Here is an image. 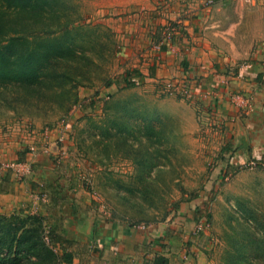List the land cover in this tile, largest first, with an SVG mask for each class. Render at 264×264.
<instances>
[{
	"label": "rangeland",
	"instance_id": "obj_1",
	"mask_svg": "<svg viewBox=\"0 0 264 264\" xmlns=\"http://www.w3.org/2000/svg\"><path fill=\"white\" fill-rule=\"evenodd\" d=\"M145 3L59 0L47 16L28 19L25 34L47 36L45 29L59 28L58 36L72 50L42 68L31 86L0 82V161L18 160L2 155L13 147L15 154L28 148V162L35 160L36 148H50L58 177L81 207L88 203L107 220L167 225L190 208V238L199 236L197 244L212 264H264V162L235 159L233 119L208 104L181 73L140 81L134 73L133 80L123 77L136 68L124 64L127 44L122 38L126 27L139 23ZM206 4L213 6L212 13L219 7L213 0ZM236 4L227 5V21L222 19L223 28L233 27L221 31L231 39L217 33L222 40L216 47L228 62L250 64L259 49L250 40L249 24L255 18L248 0ZM155 5L162 11L158 37V32L171 31L176 20L167 15L173 0H156ZM237 18L242 21L234 24ZM133 31L136 38L138 27ZM229 95L252 105L251 96ZM73 110L67 129L53 126ZM63 137L68 138L64 145L57 140ZM61 148L65 151L57 155ZM30 188L31 204L16 210L39 211L43 202ZM16 213L13 220L20 225L19 217L26 214ZM199 218L203 228L196 232Z\"/></svg>",
	"mask_w": 264,
	"mask_h": 264
},
{
	"label": "crops",
	"instance_id": "obj_2",
	"mask_svg": "<svg viewBox=\"0 0 264 264\" xmlns=\"http://www.w3.org/2000/svg\"><path fill=\"white\" fill-rule=\"evenodd\" d=\"M206 1L173 0L172 10L167 15L176 20V26L160 36L163 28L159 27V16H162L159 12L162 11H156V0H145V12L136 24L139 32H136V25L126 27L122 38L127 44L124 64L136 68L129 73H134L139 81L141 77L148 79L169 72L190 77L198 95L202 92L201 96L205 95L208 104L218 111L222 109V115L233 119L235 159L242 163L264 162V0H248L249 12L255 18L249 24L253 31L250 40L252 45H259V49L250 64L243 65L228 62L227 56L216 47L222 40L217 33L231 39L230 35L221 33L233 29L223 28L227 21L223 15L229 3L238 4L240 0H213V5H219L218 9L214 7L216 12L213 13V6L209 7ZM236 11L242 13L239 7ZM192 13H196L195 21H190ZM152 15L154 20L150 19ZM240 20L237 18L234 24ZM150 22L154 27L151 33L148 32L152 27ZM133 30L136 38L132 35ZM157 30L158 37L155 36ZM169 33L172 36H168ZM129 73L124 72L123 77ZM236 92L252 97L250 108L230 98L229 94ZM36 151L33 159L36 176L47 181L49 190L39 212L48 226L69 240L64 246L59 243L57 247H65L73 253V258L63 264H152L160 254L167 257L168 264H212L200 247L202 245L197 244L199 236L190 238V208H184L182 215L168 223L169 226L166 223L134 224L121 219H104L96 208L88 203L81 207L82 201L66 192L68 188L58 177V166L52 163L50 148ZM27 153H23L22 161L27 159ZM2 155L6 158L20 156L19 152L15 154L14 147ZM31 181V177L13 180L7 189H2L0 173V213H10L22 204H31L28 192ZM194 212L191 215L195 219L197 214L195 216ZM200 220L195 221L199 223Z\"/></svg>",
	"mask_w": 264,
	"mask_h": 264
},
{
	"label": "trees",
	"instance_id": "obj_3",
	"mask_svg": "<svg viewBox=\"0 0 264 264\" xmlns=\"http://www.w3.org/2000/svg\"><path fill=\"white\" fill-rule=\"evenodd\" d=\"M58 4L59 0H0V82H19L24 83L21 86H31L32 81H37L41 77L42 68L59 57L67 56L68 51L72 50L67 42L64 43L58 36L59 28L45 29L47 36L39 34L30 36L24 32L29 18L47 16L49 11H55L59 7ZM20 26L22 28L18 30ZM127 77L132 79L131 73ZM69 115L53 126L58 125L63 130L67 129L72 122ZM66 139L68 140L63 137L57 140L64 145ZM61 149L57 155L65 151ZM28 150L27 148L23 151ZM24 152H19V161L23 160ZM33 165L34 163L31 171L24 174L21 179L14 176L11 168L6 169V173L0 172L2 189H7L8 183L13 180L22 181L31 177L30 190L38 193L40 197L38 200L43 202L49 194L47 181L36 176ZM24 209L16 210L26 214L25 217H19L20 225H16V220H13L20 215L15 210L10 216L0 213V264H63L70 261L73 258L72 251L65 247L62 249L57 247L59 243L64 246L69 240L48 226L38 210ZM26 220L31 221L27 223ZM152 264H168V259L160 254L154 258Z\"/></svg>",
	"mask_w": 264,
	"mask_h": 264
},
{
	"label": "built area",
	"instance_id": "obj_4",
	"mask_svg": "<svg viewBox=\"0 0 264 264\" xmlns=\"http://www.w3.org/2000/svg\"><path fill=\"white\" fill-rule=\"evenodd\" d=\"M73 111H75V112H73ZM73 111L70 113V115H69L70 117H71V115L76 113V110H73ZM63 121L67 123V121H65V120H63ZM65 127H68V125H65ZM31 167H32V161L31 162L19 161L16 159L11 160V161H5V162L0 161V172H1V170H6L8 168H11L14 176L18 179H21L24 174L31 171ZM36 197H37V199L40 198L38 193H36ZM202 228H203V222L201 221L200 223H198V226L196 228V232Z\"/></svg>",
	"mask_w": 264,
	"mask_h": 264
}]
</instances>
